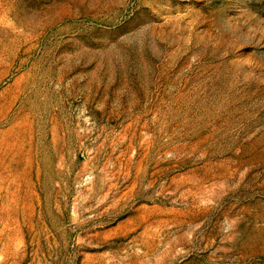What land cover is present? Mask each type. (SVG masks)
<instances>
[{"label": "rangeland", "instance_id": "374dc122", "mask_svg": "<svg viewBox=\"0 0 264 264\" xmlns=\"http://www.w3.org/2000/svg\"><path fill=\"white\" fill-rule=\"evenodd\" d=\"M0 264H264V0H0Z\"/></svg>", "mask_w": 264, "mask_h": 264}]
</instances>
